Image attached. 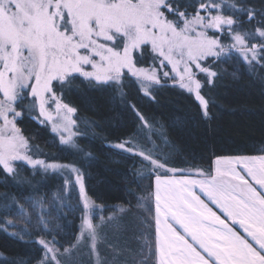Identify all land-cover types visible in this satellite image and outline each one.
<instances>
[{"label":"snow or ice","instance_id":"snow-or-ice-1","mask_svg":"<svg viewBox=\"0 0 264 264\" xmlns=\"http://www.w3.org/2000/svg\"><path fill=\"white\" fill-rule=\"evenodd\" d=\"M246 23L252 27L245 29ZM234 55L250 73L255 67L264 68V0L259 7L251 0H0V168L15 180L13 162L25 161L34 174L62 178L50 202L37 196L35 188L23 197L24 203L15 194H2L10 203L2 205L6 215L0 219V232L23 240L35 228L50 236V240L34 241L43 253L37 264H61L59 257L81 246L87 247L95 264H109L98 249L106 237L92 218L100 206L87 195L84 173L74 165L46 163L26 155L29 141L16 125L20 107L40 125L50 122L60 145L83 151L74 139L80 134L77 121L71 118L77 109L61 99L62 90L71 89L78 74L91 85L112 89L113 99L135 113L147 144L129 138L107 146L140 157L142 167L134 176L154 177V191L149 193L154 212L148 198L137 197V210L145 213L139 221L144 231L133 234L139 246L120 248L117 235V243L107 242L112 264H129L125 252L134 264H264V155L220 156L214 171L197 170L201 178L183 174L184 170L169 167L171 153L152 139L158 134L170 146L163 126L157 129L150 124L126 100L124 91L127 73L143 95L154 100L151 90L163 87L161 79L169 77L170 71L175 74L171 79L194 94L207 116L209 101L201 94L205 83L198 77L205 74L210 85L219 76L212 64L227 63ZM145 57H151L152 66L138 67ZM169 65V71L158 74V68ZM27 96L35 99L25 107ZM49 102L55 105V120ZM177 172L181 175L176 176ZM24 183L31 186V181ZM72 192L82 201L81 225L74 242L64 247L57 239L59 225H50L53 212L59 217L66 215L65 207L77 210ZM121 211L127 214L132 209ZM7 214H15L20 222L7 219ZM9 228L19 231L8 232ZM128 231L122 224L114 227L115 233Z\"/></svg>","mask_w":264,"mask_h":264},{"label":"trees","instance_id":"trees-1","mask_svg":"<svg viewBox=\"0 0 264 264\" xmlns=\"http://www.w3.org/2000/svg\"><path fill=\"white\" fill-rule=\"evenodd\" d=\"M251 4L259 7L260 0H251ZM251 27V24H245V29ZM222 39L226 41L224 37ZM137 66L151 67V57H145ZM212 68L219 73L218 78H213L210 85L204 80L205 87L201 89V94L209 101L207 116L195 96L172 84L170 76L162 77L163 87L157 86L151 90L155 97L152 100L143 95L134 78L125 75L126 100L134 104L155 128L159 129L162 125L171 142L170 146H165L158 134L152 135L158 146L171 153L169 167L208 173L213 171L214 162L220 156L264 155V68L255 67L250 73L242 59L235 55L227 63L212 64ZM169 70V67L158 68V74ZM54 90L58 94L61 91L58 88ZM62 91L63 103L77 109L75 115L80 137L76 143L83 151L60 145L59 138L48 125H40L20 107L17 111H21L22 115L16 120V125L28 139L29 153L33 158L70 164L81 169L87 195L100 206L94 211L96 224L111 217L114 223L117 221L116 225L129 227L130 231L121 232L122 236L119 233L117 246L135 250L139 242L133 234L144 231L139 221L145 215L142 208L137 210V197L148 198L154 212V198L149 197V193L154 191V177L134 176L133 172L142 167L140 157L121 153L107 145L129 138L138 144H147L140 121L125 103L113 99L115 93L112 89L91 85L82 76L77 75L71 89L64 88ZM32 100L31 96H27L25 107ZM86 153H91V156ZM15 169L17 175L14 180L0 168V219L6 215L3 203H10L3 200L2 194H15L24 203L23 197L33 194L35 188L37 196H43L50 202L52 195L62 186L59 175L34 174L33 168L23 163H17ZM25 180L31 181V186L24 183ZM71 198L72 203L78 205L77 210L70 211L65 207L63 211L66 215L59 217L53 212L50 225L52 228L59 225L55 229L57 239L64 247L74 242L81 225L82 203L76 192L71 193ZM25 206L32 211L28 205ZM129 208L132 209L131 213L121 211ZM7 219L20 222L15 214H7ZM111 230L114 231V227ZM16 231L19 229H8V232ZM31 231L33 235H25L23 240L0 232V264H37L43 253L42 246L34 241L40 237L50 240L51 237L35 228H31ZM149 231L154 233V229ZM115 237L116 234L110 236L109 241L117 243ZM149 239H154V236H149ZM86 252L89 259L84 263L92 264L91 254L88 250ZM100 255L109 263L113 257L108 247L102 252L100 250ZM125 256H129V264H134L129 253L125 252ZM60 260L63 264H75L70 262L68 256H62ZM116 263L122 264L121 261Z\"/></svg>","mask_w":264,"mask_h":264},{"label":"rangeland","instance_id":"rangeland-1","mask_svg":"<svg viewBox=\"0 0 264 264\" xmlns=\"http://www.w3.org/2000/svg\"><path fill=\"white\" fill-rule=\"evenodd\" d=\"M210 35L212 34L211 32L209 33ZM221 39H222V37H221ZM222 41H223V39H222ZM223 42H225V43H229L230 41H223ZM210 62V61H209ZM209 62H205L206 64L207 63H209ZM169 67V69H170V65L168 66ZM86 70L87 71H91V68H86ZM78 75V74H77ZM125 75H128L127 73H125ZM173 75H175L174 73H169V76L170 77H172ZM200 80H201V82L203 83V81L205 80V74H203V73H201L200 75H199V77H198ZM172 80V79H171ZM177 80H178V78H177ZM212 80H213V78H212ZM172 84H174V85H178L179 86V83H177V82H174L173 80H172ZM194 95V94H193ZM33 98V97H32ZM33 99H35V98H33ZM200 103V102H199ZM49 107H50V111H52V115H53V118H54V120L57 118L56 117V113H55V105H52L51 104V102H49ZM204 110V109H203ZM61 115H63V113H61ZM72 119H74V120H76V115H75V113L74 114H72V117H71ZM0 123H2V121H0ZM46 125H48L49 127H50V130H51V123L49 122V123H47ZM74 131L76 130V129H73ZM52 131V130H51ZM54 133V132H53ZM58 138H59V136H58V133H54ZM80 137V134L78 135V136H76L74 139H75V141H77V139ZM26 155H29V156H31V154L29 153V146H28V150L26 151V153H25ZM32 157V156H31ZM33 158V157H32ZM33 159H39V158H33ZM40 160H42V159H40ZM45 161V160H44ZM46 163H54V162H47V161H45ZM17 163H23V164H26V165H28L29 167H32L31 165H29V164H27V162H25V161H15V162H13V167L15 168V165L17 164ZM56 163V162H55ZM57 164H64V163H57ZM65 165H70V164H65ZM215 162H214V168H213V171H214V169H215ZM237 168H238V170H239V166H237ZM183 174H189V175H192L193 176V178H201L198 174H197V170H192V169H187V170H184V173ZM65 175H67V173L65 172ZM169 175H172L171 173L169 174ZM176 176H180L181 175V173L180 172H177L176 174H175ZM251 182V181H250ZM199 194V193H198ZM201 198L202 199H205V201L206 202H208L207 201V198L206 197H204V196H201ZM81 203H82V201H81ZM209 206L210 207H212L213 208V210L214 211H217L218 212V214H219V209L215 206V205H212L211 203H209ZM97 209V208H96ZM95 209V210H96ZM98 209H99V207H98ZM93 223L94 224H96V222H95V220H94V213H93ZM117 221H115V223H116ZM114 223V221H112V219H111V221H109V218H106V219H103V220H101V222L99 223V226H100V230H101V234L102 235H104L105 237H106V241L107 242H110L109 241V237L111 236H114L115 234H116V236L118 235L119 236V233H114V231H112L111 229H112V227H115V224ZM96 225H98V224H96ZM236 228H237V230L239 231V232H241V234L242 235H246V233H244L243 232V229L242 228H240L239 227V225L238 226H236ZM120 235H121V232H120ZM122 236V235H121ZM119 241H120V238H119ZM107 242L106 243H101V244H99L98 245V249L100 248V250H101V252H102V249L103 250H105L108 246H107ZM109 249V248H108ZM88 249H87V247L86 246H81L80 248H78V249H76V250H74L73 252L74 253H71L70 255H68V258H69V260H70V262L72 263V262H75V264H85L84 263V261L85 260H88L89 258L87 257V251ZM99 250V251H100ZM111 251V250H110ZM112 252V251H111ZM112 255H113V252H112ZM67 257V256H66ZM59 259H60V257H59ZM111 259H112V257H111ZM91 263L92 264H95V259H94V257H92L91 256ZM61 264H63L62 262H61ZM109 264H112V260H110V263ZM115 264H117L116 262H115Z\"/></svg>","mask_w":264,"mask_h":264},{"label":"crops","instance_id":"crops-1","mask_svg":"<svg viewBox=\"0 0 264 264\" xmlns=\"http://www.w3.org/2000/svg\"><path fill=\"white\" fill-rule=\"evenodd\" d=\"M236 226H238V225H236ZM238 231V230H237Z\"/></svg>","mask_w":264,"mask_h":264}]
</instances>
